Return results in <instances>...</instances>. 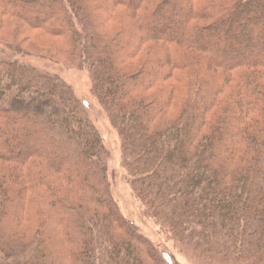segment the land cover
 <instances>
[{
  "label": "trees",
  "instance_id": "obj_1",
  "mask_svg": "<svg viewBox=\"0 0 264 264\" xmlns=\"http://www.w3.org/2000/svg\"><path fill=\"white\" fill-rule=\"evenodd\" d=\"M183 1L172 7L182 33L167 37L146 19L165 20L168 0H113L137 15L128 24L132 44L168 45V55L135 73L117 62L138 46L102 40L80 0H0V16L66 38L68 58L87 61L133 193L161 225L202 254L264 264V0L229 7ZM176 70L186 72L179 111L156 127L174 92L130 96ZM104 158L99 134L66 84L0 60V264H147L149 256L166 264L120 217ZM27 207L42 224L26 243L7 223L29 219ZM56 234L66 252L51 246Z\"/></svg>",
  "mask_w": 264,
  "mask_h": 264
},
{
  "label": "rangeland",
  "instance_id": "obj_2",
  "mask_svg": "<svg viewBox=\"0 0 264 264\" xmlns=\"http://www.w3.org/2000/svg\"><path fill=\"white\" fill-rule=\"evenodd\" d=\"M80 1L84 2L92 27L102 40L113 42L121 39L124 46L126 45L129 48L132 46L131 50L138 46L137 51L132 56H129L131 58L127 57L128 55H124L118 60V70L135 73L141 65H144L146 61L148 62V59L153 60L155 57L161 58L163 55H168V45L160 43L161 41L141 44H136V42L132 44L128 39L131 33H134V31L132 32L129 29L128 24L131 23L132 19L135 20V23H138L135 12H131L119 5H112L113 0ZM217 1L219 4L229 7L238 0ZM175 2L178 3L177 6L179 8L186 6L183 0H168V4L164 6L166 11L165 20L157 19L152 21L151 19H146V25L166 28L167 31L165 30L164 34L167 37L182 33L175 22L177 18H180L181 14L175 12L174 8L172 9ZM106 5L109 9L106 8ZM166 20H169V22L167 23ZM129 30L131 33H129ZM237 30V26L232 29L234 33ZM138 34L140 36L141 31ZM67 47L68 42L64 37L49 36L44 34L38 27H32L19 19L0 16V60H15L57 76L70 88L84 110L85 116L99 134L105 153L103 162L109 194L120 217L133 226L138 235L153 246L166 264H232L228 260L195 251L192 247L185 244L184 241L173 235L166 225H161L156 220V216H153L135 197L126 169L122 165L119 136L110 125L105 111L106 106L101 105L103 99L95 87L90 65L83 57L78 55L69 59ZM13 50H16V52L20 51V53L13 52ZM199 57L200 61L204 62V57L201 55ZM200 63L202 64V62ZM155 66L156 69H159L157 64ZM193 67L195 68V65ZM184 73L186 74L183 70L173 71L167 80L158 81L154 87L135 92L130 96V99L136 101L139 98L150 99L155 95L165 94L169 90L174 92L172 96L173 102L165 108L162 115L155 119L154 126L167 124L177 115L180 107L178 94L183 88L182 82L186 76ZM192 74H194V71L189 73V75ZM121 105L128 107L130 103L123 102ZM30 209L27 207L25 213H30ZM41 220V218L31 217L30 213L29 219H21L19 222L15 219H10L7 224L19 240L27 243L32 237L35 228L42 224ZM57 244L60 249L66 252V244L56 234L53 237L51 246L56 247ZM65 262L68 264L69 260ZM146 263L154 264L150 256L146 259ZM52 264L56 263L52 262Z\"/></svg>",
  "mask_w": 264,
  "mask_h": 264
}]
</instances>
